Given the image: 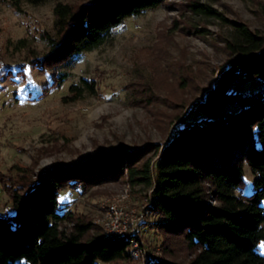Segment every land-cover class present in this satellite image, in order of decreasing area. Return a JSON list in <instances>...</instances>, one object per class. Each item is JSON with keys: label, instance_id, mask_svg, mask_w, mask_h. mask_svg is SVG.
<instances>
[{"label": "rangeland", "instance_id": "rangeland-1", "mask_svg": "<svg viewBox=\"0 0 264 264\" xmlns=\"http://www.w3.org/2000/svg\"><path fill=\"white\" fill-rule=\"evenodd\" d=\"M85 1H22L17 9L10 0H0V179L20 194L43 170L121 149H144L137 165L147 159L153 163L156 146L176 133L183 119H205L196 104L228 65L234 23L264 31V0H165L126 18L98 48L43 64L49 47L42 35L54 36V6L77 7ZM60 73L65 74L61 82ZM82 79L94 91L74 98L69 88ZM260 87L249 80L232 83L230 89L246 94ZM236 108L228 104L222 113L228 116ZM253 178L244 164V184L237 193L251 192ZM1 180L3 217L16 210ZM151 191L131 183L126 170L116 178L66 185L58 193L62 211L69 215L61 229L70 232L77 221L92 222L84 238L103 234L95 221L104 215L108 199L126 195L122 203L134 209L138 220L141 255L134 256L136 264L149 254L187 264L198 249L190 248L182 233L156 230L162 217L150 208ZM259 251L264 255V243Z\"/></svg>", "mask_w": 264, "mask_h": 264}, {"label": "trees", "instance_id": "trees-1", "mask_svg": "<svg viewBox=\"0 0 264 264\" xmlns=\"http://www.w3.org/2000/svg\"><path fill=\"white\" fill-rule=\"evenodd\" d=\"M10 1L19 9L22 1L38 5L47 0ZM164 2L86 0L77 7L58 2L53 8L54 36L42 35L49 52L41 60L46 65L92 51L126 18ZM227 48V67L196 104L205 119H183L178 131L156 146L153 163L147 159L137 165L144 149H121L43 170L23 194L0 179L16 210L0 217V264H136L130 234L85 239L94 224L81 221L70 232L61 229L69 215L62 211L60 189L78 181L116 178L123 170L131 183L152 188L150 208L162 217L156 230L182 233L187 245L198 249L187 264H264L259 251L264 243V31L236 22ZM64 75L60 73V82ZM249 80L261 85L255 93L230 89L232 83ZM69 89L74 98L94 91L85 79ZM231 103L237 108L223 115ZM244 164L254 174L252 190L237 193L244 184ZM146 264L175 263L153 257Z\"/></svg>", "mask_w": 264, "mask_h": 264}, {"label": "built area", "instance_id": "built-area-1", "mask_svg": "<svg viewBox=\"0 0 264 264\" xmlns=\"http://www.w3.org/2000/svg\"><path fill=\"white\" fill-rule=\"evenodd\" d=\"M126 195L117 198L108 199L105 213L102 217H98L97 222L103 231L104 236H117V235H132L130 239V251L133 256L139 257L140 244L136 237L137 234V217L135 218L134 209L128 208L122 202ZM143 264L153 258L152 255L145 256Z\"/></svg>", "mask_w": 264, "mask_h": 264}]
</instances>
